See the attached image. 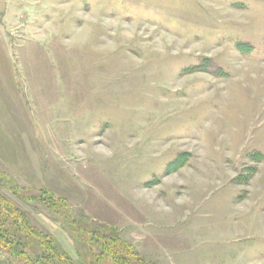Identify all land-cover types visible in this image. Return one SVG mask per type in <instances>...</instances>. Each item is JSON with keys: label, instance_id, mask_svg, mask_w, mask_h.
<instances>
[{"label": "rangeland", "instance_id": "obj_1", "mask_svg": "<svg viewBox=\"0 0 264 264\" xmlns=\"http://www.w3.org/2000/svg\"><path fill=\"white\" fill-rule=\"evenodd\" d=\"M6 178L147 264H264V0H0V195L74 256Z\"/></svg>", "mask_w": 264, "mask_h": 264}, {"label": "trees", "instance_id": "obj_2", "mask_svg": "<svg viewBox=\"0 0 264 264\" xmlns=\"http://www.w3.org/2000/svg\"><path fill=\"white\" fill-rule=\"evenodd\" d=\"M239 49L242 51V47ZM6 179V187L14 196L42 205L58 217L59 227L72 242L74 256L33 226L26 213L0 195V253L9 258L0 264H12L11 260L15 264H147L119 237L115 228L86 223V217L73 216L67 201L52 192L40 189L29 194L27 189Z\"/></svg>", "mask_w": 264, "mask_h": 264}]
</instances>
